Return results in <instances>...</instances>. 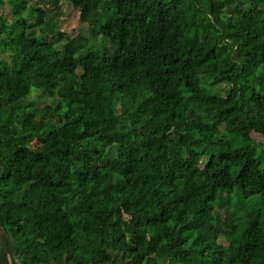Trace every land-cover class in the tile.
I'll return each instance as SVG.
<instances>
[{
  "label": "trees",
  "instance_id": "1",
  "mask_svg": "<svg viewBox=\"0 0 264 264\" xmlns=\"http://www.w3.org/2000/svg\"><path fill=\"white\" fill-rule=\"evenodd\" d=\"M68 1L93 41L60 50L59 0H0V235L16 262L264 264L260 209L240 208L264 194V0Z\"/></svg>",
  "mask_w": 264,
  "mask_h": 264
},
{
  "label": "rangeland",
  "instance_id": "2",
  "mask_svg": "<svg viewBox=\"0 0 264 264\" xmlns=\"http://www.w3.org/2000/svg\"><path fill=\"white\" fill-rule=\"evenodd\" d=\"M59 3L62 7L63 15L61 16L60 23L58 26V31H60L63 34V39L61 40L59 44L60 50L65 49L69 43L70 40H74L76 38H84V39H90L93 41V39L90 37L89 28L87 25L81 24L79 20V15L75 13V10L72 6V4L68 0H59ZM49 8L53 11H55V6L52 4L49 6ZM0 14H3L6 18H8L10 21L13 19L12 12L10 10L9 5H6L4 9H0ZM40 36L46 37V39L50 40V35L48 33H42ZM3 57L5 59L9 58L7 55H2L0 58ZM264 71V69H261ZM204 82V81H203ZM203 85H206L209 88V92L211 94H218L220 96H225L226 93L229 90V87L222 83L220 85L210 84L207 82H204ZM252 86L255 88H258L256 83H251ZM52 98L49 97L46 93L42 91H35L29 98V101L34 104L36 109H41L45 107L46 105H50L52 103ZM224 138V137H222ZM254 146L258 150V153L263 156L264 152V138L256 133L252 134ZM98 148L100 150L107 151L111 156H117L118 154V148L117 147H105L103 144H98ZM260 209L261 212V220H264V194L260 197L251 199L245 207L243 208L242 212L245 214L246 211L250 212L253 208ZM231 207L223 208L221 213L226 214V211H231ZM57 264H64V262H59Z\"/></svg>",
  "mask_w": 264,
  "mask_h": 264
},
{
  "label": "crops",
  "instance_id": "3",
  "mask_svg": "<svg viewBox=\"0 0 264 264\" xmlns=\"http://www.w3.org/2000/svg\"><path fill=\"white\" fill-rule=\"evenodd\" d=\"M0 238H1L0 264H19L15 260L14 243L12 242L10 237L6 235L5 233H2L0 235Z\"/></svg>",
  "mask_w": 264,
  "mask_h": 264
}]
</instances>
